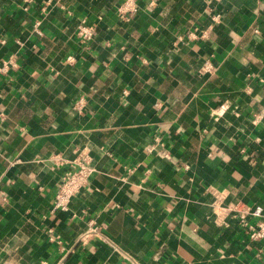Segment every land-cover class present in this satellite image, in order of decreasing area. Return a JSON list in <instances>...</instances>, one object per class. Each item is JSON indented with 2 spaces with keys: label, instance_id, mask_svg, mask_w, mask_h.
<instances>
[{
  "label": "crops",
  "instance_id": "0c3cea01",
  "mask_svg": "<svg viewBox=\"0 0 264 264\" xmlns=\"http://www.w3.org/2000/svg\"><path fill=\"white\" fill-rule=\"evenodd\" d=\"M136 3L0 0V264H264V0Z\"/></svg>",
  "mask_w": 264,
  "mask_h": 264
},
{
  "label": "built area",
  "instance_id": "2783aa9c",
  "mask_svg": "<svg viewBox=\"0 0 264 264\" xmlns=\"http://www.w3.org/2000/svg\"><path fill=\"white\" fill-rule=\"evenodd\" d=\"M136 0H121L119 11L122 13H132L136 11ZM39 21L34 23V31L37 34H41L39 29ZM94 28L92 25L87 24L84 20H80L76 26V34L80 40L84 43L89 42L93 38ZM74 57L68 55L65 59L66 62H72ZM5 66V65H4ZM242 149H240L241 151ZM92 172V167L88 164H81L75 170L66 171L62 176L61 183L55 192L53 197V208L59 210H67L69 202L73 196H75L82 187L87 183L88 178ZM212 212L215 216H219V219L224 220L225 216L230 215L238 219L242 224L244 232L247 238L251 242H258L264 239V218L261 214L260 206H248L245 204L230 205V206H214ZM257 216L259 219L254 225L249 224L246 220V216ZM96 230V226L92 220L87 221L86 234L93 233Z\"/></svg>",
  "mask_w": 264,
  "mask_h": 264
}]
</instances>
